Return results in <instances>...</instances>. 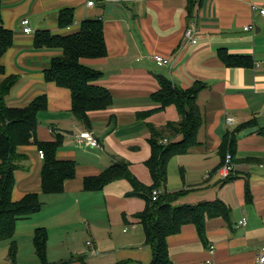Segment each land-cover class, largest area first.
I'll return each instance as SVG.
<instances>
[{"label":"crops","instance_id":"crops-1","mask_svg":"<svg viewBox=\"0 0 264 264\" xmlns=\"http://www.w3.org/2000/svg\"><path fill=\"white\" fill-rule=\"evenodd\" d=\"M87 1L0 0L3 28L13 36L0 59V84L16 78L5 104L24 108L45 95L47 108L37 115V140L53 142L61 135L56 159L72 162L75 168L74 178L64 182L61 194L43 195L37 148L17 149L27 160L14 172L12 201L37 193L42 203L37 213L23 220L31 228L29 233L45 229L50 264H150L152 250L138 219L146 208L145 197L132 196L125 179L99 192L84 190L83 182L124 161L143 187L153 185L145 166L151 155L148 128L160 132L159 140L182 139L179 132L165 129L181 120L173 105L137 117L158 106L151 96L160 89L158 78L164 77L182 90L201 86L196 105L202 123L197 144L171 158L167 180L158 189L165 195L181 192L170 202L172 207L220 201L229 209L228 219L206 218L204 240L193 224L168 236L169 260L173 264H255L264 248V15L251 7L264 9V0H93L92 6ZM63 8L73 10L74 23L60 29L58 15ZM23 19L28 20L30 34L23 32ZM86 19L103 24L107 55L81 62L102 73L96 85L107 89L113 101L104 111L88 113V131L101 149L78 140L87 130L71 113L70 92L43 79L50 59L61 51L33 46L37 32L67 35ZM191 26L197 32L195 44L183 40ZM155 54L169 58L170 65L158 66L152 59ZM222 54L248 59L240 66H227ZM227 118L233 122L227 123ZM246 123L236 134L233 172L221 179L222 140ZM241 219L245 225H239Z\"/></svg>","mask_w":264,"mask_h":264},{"label":"trees","instance_id":"trees-1","mask_svg":"<svg viewBox=\"0 0 264 264\" xmlns=\"http://www.w3.org/2000/svg\"><path fill=\"white\" fill-rule=\"evenodd\" d=\"M74 23V13L70 8L59 11L58 27L68 28ZM13 42L11 31L3 28L0 16V59ZM33 46L36 49H59L60 56L52 57L49 67L43 71L45 82L54 83L65 88L71 96V113L84 128L90 129L89 112L104 111L112 105L109 91L96 85L102 78V73L85 66L83 59H101L106 57L107 50L103 34V24L97 20H83L78 30L67 35H55L49 31L37 32ZM222 61L227 66H240L242 60L222 54ZM241 59V60H240ZM3 68L0 65V74ZM15 77H8L0 84V241L10 240L15 231V225L20 220L30 218L42 206L37 193H28L20 201H12V191L15 185L14 172L23 168L27 156L19 154L20 146L33 145L42 153L40 170V191L43 195H56L63 192L64 182L74 178V164L56 159V152L62 144L61 135H56L53 142H40L36 137L38 125L37 115L47 108L45 95L33 99L24 108H9L5 97L15 83ZM160 89L151 96L158 106L138 113V118L162 111L166 106L173 105L179 112L181 120L177 125L169 124L167 130L182 134L177 142L159 140L160 132L149 127L151 147L150 158L145 166L149 169L153 185L143 187L128 171L124 161H116L100 175L84 180L86 191L99 192L107 184L125 179L132 187V196L140 195L146 199V208L138 216L143 228L145 241L151 247L152 260L150 264H173L168 257L166 239L179 232L186 224H193L201 240H204L206 218L223 217L228 219L229 209L220 201L201 203L195 206L172 207L170 202L181 192L172 195L162 193L156 201H152L150 193L153 189L163 186L167 180V165L174 156L183 155L196 144V135L202 119L196 105L199 85L182 90L164 77L158 78ZM248 123L227 132L220 149L223 157L226 153L233 155L236 150V134ZM230 177V176H229ZM228 178V177H227ZM248 193H247V201ZM33 247L40 264L46 262L47 233L43 228H36L33 233ZM12 248L14 244L12 243ZM11 248V249H12ZM15 251L12 252V255ZM133 264V263H122Z\"/></svg>","mask_w":264,"mask_h":264},{"label":"built area","instance_id":"built-area-1","mask_svg":"<svg viewBox=\"0 0 264 264\" xmlns=\"http://www.w3.org/2000/svg\"><path fill=\"white\" fill-rule=\"evenodd\" d=\"M108 1H113V2H117L119 0H108ZM94 3L93 0H89L87 1V5L88 6H92ZM252 11H258L260 14L264 15V9H259L256 6H252L251 7ZM21 25L23 26V32L25 34H30L31 33V29L28 26V20L27 19H23L21 21ZM250 29L249 27H246L245 30ZM197 32L195 30L194 26L189 27L188 29H186L183 33V40L185 42L191 43V44H195L197 42ZM153 61L158 65V66H169L170 65V59L167 57H164L162 55H158L155 54L152 57ZM227 123H232L233 119L232 118H227L226 119ZM78 140L79 141H85L90 147L92 148H97V149H101V145L98 143V141L90 134L89 131H84L82 132L79 136H78ZM163 143H166V140H163ZM39 153V157L42 158V153ZM232 156L229 153H226L223 157V162L221 165V168L219 170V175L221 177V179H226L227 177H229L231 175V173L233 172V162H232ZM162 194V191L158 188L153 189L150 193V197L152 201H156L157 198ZM239 225H245V219H241V221L239 222ZM89 244V243H87ZM211 252L213 250H210ZM255 264H264V248L261 249V251L258 253L257 257H256V261Z\"/></svg>","mask_w":264,"mask_h":264},{"label":"rangeland","instance_id":"rangeland-1","mask_svg":"<svg viewBox=\"0 0 264 264\" xmlns=\"http://www.w3.org/2000/svg\"><path fill=\"white\" fill-rule=\"evenodd\" d=\"M22 222L15 225L14 235L10 240L0 241V264H40L33 247V233H29L31 228ZM12 243L14 248H12ZM12 248V249H11ZM14 254L12 255V252ZM54 255L57 256L55 253ZM72 261L71 258L67 259ZM46 262L50 264V259L46 256Z\"/></svg>","mask_w":264,"mask_h":264}]
</instances>
